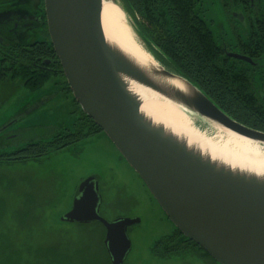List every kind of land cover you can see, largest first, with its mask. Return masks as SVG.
Listing matches in <instances>:
<instances>
[{
    "label": "water",
    "instance_id": "water-1",
    "mask_svg": "<svg viewBox=\"0 0 264 264\" xmlns=\"http://www.w3.org/2000/svg\"><path fill=\"white\" fill-rule=\"evenodd\" d=\"M103 1L44 0L49 37L75 102L141 178L185 240L218 264H264V174L245 164L213 159L154 125L129 83L197 114L198 131L196 121L207 122L260 144L264 132L233 120L192 83L161 65L121 0L107 1L122 12L134 41L154 65L142 67L110 44L101 24ZM78 192L81 196L60 220L101 223L110 264H123L131 249L127 228L139 220L108 222L100 217L93 177L84 180Z\"/></svg>",
    "mask_w": 264,
    "mask_h": 264
},
{
    "label": "rangeland",
    "instance_id": "rangeland-1",
    "mask_svg": "<svg viewBox=\"0 0 264 264\" xmlns=\"http://www.w3.org/2000/svg\"><path fill=\"white\" fill-rule=\"evenodd\" d=\"M50 83L32 93L18 80L0 82L3 113L8 116L20 106L32 103L45 94ZM145 96L152 112L158 111L160 96L152 91H146ZM69 101L60 93L53 102V109L58 111L56 117L51 113H35L29 119L40 121L42 125L71 124L74 115L70 112L76 105ZM196 122L202 134L219 141L222 133L218 129L207 122ZM214 158L239 166L248 165L247 169L252 168L251 171L259 174L264 172L259 161L253 162L244 156L232 154L230 157L224 153ZM91 175L100 178L101 217L107 221L118 217L139 220L127 230L131 249L123 264H218L192 251L170 258L159 257L164 248L153 250L154 245L173 232V224L141 178L101 132L73 147L48 154L40 163L33 160L0 163V264L35 263L28 256L34 258L36 248L40 249V257L50 255L49 249L55 251L65 264L72 261L73 264H108L107 253L100 244L99 225L76 228L60 222L72 205L79 183ZM74 252L79 254L74 255Z\"/></svg>",
    "mask_w": 264,
    "mask_h": 264
},
{
    "label": "flooded vegetation",
    "instance_id": "flooded-vegetation-1",
    "mask_svg": "<svg viewBox=\"0 0 264 264\" xmlns=\"http://www.w3.org/2000/svg\"><path fill=\"white\" fill-rule=\"evenodd\" d=\"M193 15L199 23L205 24L214 45L220 48L218 60L236 70L231 76L233 84L238 88L233 90L240 95H255L263 103L261 109H264V0H193ZM37 79H42V83L35 86ZM9 80H18L32 93L51 83L50 88L44 90L45 94L32 103L20 106L8 116L3 113L4 105L0 102L1 164L27 160L40 163L39 159L45 153L51 154L73 147L99 132L103 133L101 130L96 131L80 139L76 136L77 130L81 135H86L91 127L81 116L82 111L75 102L58 63L47 29L44 0H0V82ZM60 93L70 99V104L76 105L74 111L70 112L74 115L71 124L62 122L60 125H42L40 121L29 119L35 113H51L56 117L58 111L53 109V102ZM33 148L34 152L31 151ZM90 177L97 180V212L101 217L103 195L100 178L91 175L79 185ZM78 187L74 199L81 196ZM84 191L88 190L83 187ZM116 219L119 217L112 221ZM60 222L76 228L99 225L102 231L100 244L106 251L103 243L105 229L101 223ZM155 245L153 250L156 249ZM190 251L204 256L195 247Z\"/></svg>",
    "mask_w": 264,
    "mask_h": 264
},
{
    "label": "trees",
    "instance_id": "trees-1",
    "mask_svg": "<svg viewBox=\"0 0 264 264\" xmlns=\"http://www.w3.org/2000/svg\"><path fill=\"white\" fill-rule=\"evenodd\" d=\"M121 2L145 37L147 48L161 65L192 83L233 120L248 128L264 132V109L260 107L263 103L255 95H240L233 90L238 88L233 84L231 76L236 70L218 60L220 48L214 45L205 24L194 18L193 0H121ZM36 81L35 86L41 85L42 79ZM81 116L91 129L86 135H81L77 130V138H85L100 131L89 117L82 112ZM31 151L34 152L35 148ZM48 154H43L39 161ZM157 247L165 249L163 255L159 256L163 259L178 256L194 247L210 258L193 242L185 240L177 229H174L172 235L159 240L155 245V248ZM49 250L50 255L41 254L40 257L38 256L40 249L36 248V256L34 258L28 256V259L35 263L24 264H65L60 261V256L55 251ZM107 262L110 264L108 255Z\"/></svg>",
    "mask_w": 264,
    "mask_h": 264
},
{
    "label": "bare ground",
    "instance_id": "bare-ground-1",
    "mask_svg": "<svg viewBox=\"0 0 264 264\" xmlns=\"http://www.w3.org/2000/svg\"><path fill=\"white\" fill-rule=\"evenodd\" d=\"M101 24L105 38L110 44L116 46L142 67L154 65L151 59L148 58L149 55L146 52H142L137 46L122 12L107 0H104L102 3ZM129 85L131 91L140 97L142 113L154 125H161L165 128L166 132L171 133L173 136L186 139L190 146L199 147L200 150L209 154L213 159L215 155L218 157V155L226 153L231 157L234 154L240 158L243 156L246 159L249 158L253 162L257 160L259 161L258 164L264 168V144L256 143L222 128H216L222 135L218 136L220 138L218 139L219 141H214L195 128L194 121L198 116L194 112L165 99L161 95H159L161 98V102L158 105L159 110L152 112L145 96L146 91H151L133 82H130ZM261 174H264V172Z\"/></svg>",
    "mask_w": 264,
    "mask_h": 264
}]
</instances>
